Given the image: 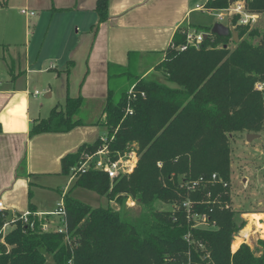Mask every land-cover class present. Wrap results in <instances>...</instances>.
<instances>
[{"label":"trees","instance_id":"1","mask_svg":"<svg viewBox=\"0 0 264 264\" xmlns=\"http://www.w3.org/2000/svg\"><path fill=\"white\" fill-rule=\"evenodd\" d=\"M229 1L207 0L203 6L221 9ZM108 3L96 1L100 22L108 17ZM6 4L0 0V8ZM247 6L264 14V0H248ZM191 28L210 33L211 25ZM186 30L175 31L155 66L164 81L141 77L129 66L110 72L104 117L96 122L105 127V139L83 144L61 160L62 173L68 175L84 151L106 144L111 153H123L135 143L133 171L112 182L95 169L79 174L62 196L69 243L64 233L41 231V219L30 204L28 221L17 220L0 243V264H182L188 258L190 264H264V239L258 241V255L245 244L231 253L232 235L243 221L224 205L230 186L228 139L264 128L262 98L254 90V83L264 79V30L237 26L236 43L210 33L198 48L181 51L177 47L185 42ZM255 36L259 39L252 43ZM82 104V97L67 95L63 106L31 123L29 134L64 132L83 124ZM198 177L206 181L198 190L181 185ZM76 187L121 206L131 196L139 212L129 217L108 205L92 207L71 195ZM186 200L215 226L194 227L180 207ZM156 202L174 207L158 209ZM7 220V213L0 212V227ZM187 233L191 243L184 239Z\"/></svg>","mask_w":264,"mask_h":264},{"label":"crops","instance_id":"2","mask_svg":"<svg viewBox=\"0 0 264 264\" xmlns=\"http://www.w3.org/2000/svg\"><path fill=\"white\" fill-rule=\"evenodd\" d=\"M96 1L19 0L18 10L32 14L21 12L24 42L14 44L10 62L2 56L8 76L0 81V201L8 218L30 204L34 213L57 209V200L43 203L37 195L57 189L62 202L73 184L62 158L105 137L96 122L104 117L110 72L129 66L144 78L159 73L155 66L175 31L197 25V6L207 0H109L101 22ZM67 95L82 97L83 124L30 135L31 123L63 106Z\"/></svg>","mask_w":264,"mask_h":264},{"label":"rangeland","instance_id":"3","mask_svg":"<svg viewBox=\"0 0 264 264\" xmlns=\"http://www.w3.org/2000/svg\"><path fill=\"white\" fill-rule=\"evenodd\" d=\"M18 8L19 0H7L6 6L0 9V81L8 76L4 60L10 62L9 54L11 53L12 55L14 44L18 45L24 42L25 25L28 26L26 15L22 14ZM216 21V16L210 12L198 11L194 14V22L197 25L212 26ZM223 23H226V20ZM254 28L260 31L264 30V17H261L249 30ZM258 39L255 36L251 41L256 43ZM228 46L233 48L234 43L230 42ZM2 56H4V60ZM15 63L14 68L15 72H17V61ZM146 78L164 81V76L161 72H152ZM99 128L101 133L105 132L104 127L100 126ZM254 134H258L259 137L251 141H246V133H235L228 139L230 186L228 193L229 202L227 204L228 208L236 213L237 221H243V224L239 225L238 229L241 226L255 229V226H252L253 220L249 219L250 214H257L264 219V128ZM71 195L92 207H105L108 205L113 209H120L126 212L125 214L129 217H135L140 209L134 198H130L129 203H126L128 200V197H126L121 206L116 200L108 201L105 196L80 187L74 188ZM37 198L43 203L53 201L56 203L57 200L58 203L52 206L60 204V193L57 189L52 192H40ZM131 200H133V204ZM155 205L162 210L174 207V204L163 202H156ZM242 213H247V215H242ZM10 229L8 228V231ZM258 241L254 238L249 240L250 249L257 255L260 253Z\"/></svg>","mask_w":264,"mask_h":264},{"label":"built area","instance_id":"4","mask_svg":"<svg viewBox=\"0 0 264 264\" xmlns=\"http://www.w3.org/2000/svg\"><path fill=\"white\" fill-rule=\"evenodd\" d=\"M230 1L227 7L221 9H208L203 5H198L197 9L213 13L216 16L217 21L221 23L226 20V23L223 24L234 30L237 26H247L248 28H251L261 17H264L263 13L251 11L248 8V0ZM21 12L24 14H32L31 11H28L25 8H22ZM204 33L205 32H197L193 29H187L185 32V42L179 45L177 48L181 51L187 49L188 47L198 48L204 40ZM210 33L206 34L209 35ZM254 90L261 95L264 108V79L258 80L254 83ZM102 139L104 140L105 137H102ZM137 161L138 154L135 143H132L123 153H111V151L107 148V145L102 144V146L95 149L94 151L82 152L77 164L70 168V172L68 174L69 181L74 182L79 174H82L89 169H95L105 173L109 180L112 182L114 179H118L124 175L130 174L136 166ZM157 165L160 166V162H158ZM211 180L213 182L216 181L215 174L211 175ZM205 182L206 181L204 177H198L193 180L184 181L181 185L188 191H195L198 190L202 185H204ZM226 185L227 184L224 182L223 186ZM127 197L128 200L126 203H129V199L132 197ZM131 203H134L133 200H131ZM180 207L185 209L186 218L192 223L194 227L215 226V222L211 221L206 213H199L192 210V202L190 200L182 202ZM225 207L228 208V204H226ZM3 211L4 207L2 205V202L0 201V212ZM29 214V211L21 214H13L8 218L7 221H5L0 227V243H4L3 238L8 231V228H12L17 220L27 222ZM33 214L41 219V223L39 224V228L41 231L53 230L64 233V239L67 241V243H69V236L67 233L65 221L66 213L62 202H60L55 211ZM242 215H247V213H242ZM252 222L253 226H255V229H251V227L248 228L241 226L236 232L233 233L231 241L232 253H234L239 248V246L244 244L251 248V245L249 243L250 238H254L256 241L264 239V219L260 217L259 219H253ZM30 225L32 226V223H30ZM184 239L187 243L192 242L189 233L184 236ZM198 246L202 247L201 243H199ZM182 264H190V259L188 258Z\"/></svg>","mask_w":264,"mask_h":264},{"label":"water","instance_id":"5","mask_svg":"<svg viewBox=\"0 0 264 264\" xmlns=\"http://www.w3.org/2000/svg\"><path fill=\"white\" fill-rule=\"evenodd\" d=\"M210 32L212 34H215V35H218V36H230L231 39L233 40V42H235V43L238 41V33H237V31L227 27L226 25H224L223 23H221L219 21H216L211 26ZM203 36H204V39H206L208 34L204 33ZM258 137H259V135L258 134H254V133H247L245 135L246 141H251L252 139H255V138H258Z\"/></svg>","mask_w":264,"mask_h":264},{"label":"bare ground","instance_id":"6","mask_svg":"<svg viewBox=\"0 0 264 264\" xmlns=\"http://www.w3.org/2000/svg\"><path fill=\"white\" fill-rule=\"evenodd\" d=\"M261 216H259V215H257V214H250V216H249V219H251V221L253 220V219H259ZM250 222V221H249ZM253 226V225H252ZM248 227V226H247Z\"/></svg>","mask_w":264,"mask_h":264}]
</instances>
